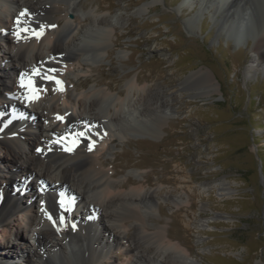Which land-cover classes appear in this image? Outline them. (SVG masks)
I'll use <instances>...</instances> for the list:
<instances>
[{"label": "bare ground", "instance_id": "1", "mask_svg": "<svg viewBox=\"0 0 264 264\" xmlns=\"http://www.w3.org/2000/svg\"><path fill=\"white\" fill-rule=\"evenodd\" d=\"M184 1L199 4L198 11L186 25L200 20L208 12L210 19L218 21L220 29L230 33L235 41L242 37V31L256 35L252 60L255 65H249L247 70L256 71L254 66L262 62L264 66V12L254 14L250 0ZM82 7L80 0H0V40L5 43V50L0 55V113L9 117L13 108L29 120L21 122V115H14L6 124L0 114V183H5L0 186V235L6 253L0 254V258L10 256L3 259L6 261L3 264H10L14 259L12 249L16 248L13 251L24 257L23 264H33L30 257L36 264H117L118 255H124L127 264H173V258L174 264H193L187 250L171 240L164 227L150 224V218L156 212L155 196L144 182L116 179L117 162L99 160L115 141H122L131 132L159 135L164 123L176 112L158 93L140 87L136 77L126 82L125 94L112 92L110 86L108 89L95 86L76 91V84L69 81L75 64L83 58L101 61L108 55L109 44H114L116 26L122 25L120 15L110 14V8L105 16L96 12L103 8L100 4L97 10L83 11ZM147 9L148 6H142L137 12L145 13ZM23 10L28 13L22 18L27 20L26 26L56 27H45L39 39L31 32L17 39L13 35L14 22ZM252 19L256 24L261 21L259 27L252 29ZM51 68L56 69L53 75L62 81V91L54 82L32 75L34 69L42 76ZM22 73L25 83L33 79L39 86L37 99H25L28 90L20 86ZM197 74L202 89L197 94L211 95L216 86L210 72H192L180 84L184 87L183 84L190 79L193 81ZM134 92H141L139 98L134 97ZM57 115L63 116L64 120H57ZM138 122L153 124L143 132ZM89 128V137L95 141L91 151L88 138H77L71 152L64 150L69 146L72 134ZM62 136L68 140L53 142ZM37 148L42 151L38 153ZM107 164L111 165L112 171L104 167ZM21 175L26 177H23L22 186L10 190L8 186ZM28 177H33L38 185L25 181ZM48 179L59 188L52 187ZM212 187L221 196L231 195L234 191L222 181L205 184L202 189ZM27 191L43 196L44 215L36 209L37 203L36 207L32 203L25 205ZM52 194L63 198L72 209L63 213L65 222L56 226L46 217L48 213L58 220L61 215L58 199L52 198ZM176 199H172L174 204L183 203ZM16 213L26 219L24 230L12 222ZM7 224L16 231L10 232ZM105 232L108 237L103 239ZM27 233L32 238L31 250L15 243L24 241ZM38 249L45 251L43 255L37 252Z\"/></svg>", "mask_w": 264, "mask_h": 264}, {"label": "rangeland", "instance_id": "2", "mask_svg": "<svg viewBox=\"0 0 264 264\" xmlns=\"http://www.w3.org/2000/svg\"><path fill=\"white\" fill-rule=\"evenodd\" d=\"M250 1L252 12L263 14L264 0ZM80 2L83 11L102 5L96 12L105 16L110 8V14L120 15L122 25L116 26L114 44H109L108 55L101 61L83 58L85 61L75 64L69 81L76 84V91L110 86L112 92L125 94L126 82L136 77L140 87L158 93L176 112L164 123L159 135L131 132L122 141H115L99 160L117 162L116 179L144 182L155 196L156 212L150 224L164 227L169 238L187 250L193 264H264L263 62L254 66L256 71L247 70L249 65H255L252 60L257 36L242 31V37L235 41L230 33L220 29L218 21L210 19L208 12L186 25L198 11V2ZM142 6H148L147 11L138 13ZM260 24L261 21L256 24L252 19L250 26L255 29ZM3 43L0 55L5 49ZM198 70L212 74L216 90L211 95L197 94L202 90L199 74L183 84L186 89L180 84ZM80 83L83 84L78 88ZM140 93L134 92V97L139 98ZM10 112L9 117L1 114L6 124L11 116L21 114L13 108ZM140 124L144 132L153 123ZM104 167L113 170L109 164ZM24 176L8 184L10 190L21 187ZM220 181L234 190L231 195L221 196L215 187L202 189L205 184ZM32 183L36 185L34 179ZM53 184L52 187L59 188ZM29 192L24 200L29 199L35 207L36 203L40 205L43 196ZM172 199L183 203L176 205ZM12 222L24 230V221L18 213ZM7 227L10 232L16 231L10 224ZM107 234L103 233V239ZM10 238L14 239L11 233ZM15 243L29 250L32 238L27 233L24 241ZM13 250L16 248L12 249L14 259L10 264H23L24 257ZM37 252L43 255L45 251ZM0 254H6L1 235ZM8 257L1 256L0 263ZM30 259L36 264L34 258ZM115 262L127 264L124 255L116 256Z\"/></svg>", "mask_w": 264, "mask_h": 264}, {"label": "snow or ice", "instance_id": "3", "mask_svg": "<svg viewBox=\"0 0 264 264\" xmlns=\"http://www.w3.org/2000/svg\"><path fill=\"white\" fill-rule=\"evenodd\" d=\"M27 15H28L27 10L21 11L19 13V15L17 16L15 22H14L15 26H16V29L13 32V35L15 37H17V39H19L22 34L28 33V32H31L32 36H34L35 38L39 39L44 34L45 27H48V28H55L56 27L55 25H47V26L39 25L37 27L30 28V27L26 26L27 25V20H22V18L26 17ZM55 72H56V69L51 68V69H48L47 72L41 76L40 71L34 69L32 75L34 77L35 76H40L41 79L44 80V81L54 82L57 85V87L59 88V90L62 91L63 88L60 87L62 85V81L57 79L56 76L53 75V73H55ZM20 86L22 88H27V90H28V93H27L25 99L31 101V100H34V99L38 98L37 97V93L40 90L39 86L35 83V81L33 79H29L25 83V81L23 79V73L21 74ZM56 119L59 120V121H63L64 117L60 116V115H57ZM89 132H90V128L87 129V130H83V131H80L78 133L72 134V139L70 141V144H69V146H66L64 148V150L67 151V152H71L73 150V147L77 143V138H88L89 139L88 149H89V151H91L93 149V145H94L95 141L90 139ZM66 140H68V137H63L62 136V137H59L57 140H55L53 142L54 143H61V142H64ZM36 151L39 153V152L42 151V149L41 148H37ZM42 191H43V189H42ZM57 203H58L59 208L61 210V215L58 217V220H57V218L54 217V215L46 213L47 219L49 221H51L54 226H56L57 223L63 224L65 222V216L63 215V213L70 212L72 210L70 204L66 203L63 198L59 199L57 201ZM89 218L91 219V217H89ZM72 228H73V230H75L76 225L73 224Z\"/></svg>", "mask_w": 264, "mask_h": 264}]
</instances>
